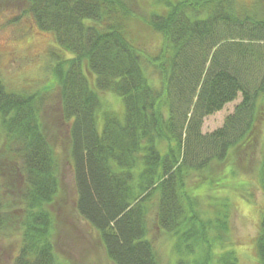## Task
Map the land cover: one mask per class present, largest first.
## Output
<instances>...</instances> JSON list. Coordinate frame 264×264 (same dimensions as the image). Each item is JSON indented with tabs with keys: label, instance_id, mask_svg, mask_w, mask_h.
<instances>
[{
	"label": "trees",
	"instance_id": "trees-1",
	"mask_svg": "<svg viewBox=\"0 0 264 264\" xmlns=\"http://www.w3.org/2000/svg\"><path fill=\"white\" fill-rule=\"evenodd\" d=\"M24 1L59 47L50 72L58 121L68 127L76 215L113 264H160L148 238L151 213L174 239L175 264H210L219 237L198 216V187L188 182L264 137V0H153L146 23L160 42L151 53L125 31L131 0ZM103 92L121 98L120 113H101ZM238 94L223 124L202 133L204 117ZM42 104L39 92L9 89L0 78V236L20 238L13 264L56 262L45 205L59 191L61 161ZM258 164L264 193V151ZM213 177L208 185L219 184ZM221 221L214 230L225 229ZM255 237L264 264V208ZM214 260L239 264L233 250Z\"/></svg>",
	"mask_w": 264,
	"mask_h": 264
},
{
	"label": "rangeland",
	"instance_id": "rangeland-1",
	"mask_svg": "<svg viewBox=\"0 0 264 264\" xmlns=\"http://www.w3.org/2000/svg\"><path fill=\"white\" fill-rule=\"evenodd\" d=\"M237 1L247 4L252 0ZM24 7V0H0V78L9 89L39 92L43 100L40 113L42 124L59 152V191L53 201L45 205L52 216L50 237L56 255L55 264H113L107 258L97 232L76 215L74 209L72 166L65 154V132L68 127L58 121V87L50 72L54 60L51 52L59 47L53 34L38 29L32 16L24 12ZM128 7L130 15L123 21L125 31L139 46L151 53L160 39L146 21L156 5L153 0H131ZM131 15L133 16L130 17ZM63 54L65 57L70 56L66 51ZM99 96L101 113L122 111L120 97L112 92L99 93ZM240 100L241 96L238 94L221 110L206 115L201 132L209 133L220 127L226 114L231 113ZM98 128H101V116L98 118ZM263 151L264 137L260 138L253 150L238 154L231 152L227 160L212 162L209 166L212 172L206 170L202 178L192 177L188 182L190 189L198 187L194 190L198 198L195 206L198 216L209 221L212 225L209 233L219 237L218 240L215 239L217 241H213L210 264L225 250H233L239 264H260L255 236L259 232L264 193L256 176ZM203 176L207 179L204 180ZM211 176L219 181L218 185H208L207 181ZM218 217L223 220L221 222H225L223 231L221 228L214 230ZM148 228V238L154 245L159 263L175 264L178 254L174 249V239L156 226L152 213L148 217ZM19 244V236H0V264H13ZM200 257L201 253L196 252L195 259Z\"/></svg>",
	"mask_w": 264,
	"mask_h": 264
}]
</instances>
